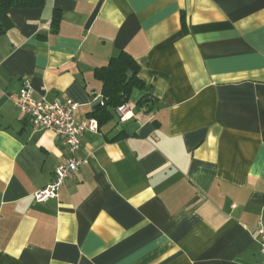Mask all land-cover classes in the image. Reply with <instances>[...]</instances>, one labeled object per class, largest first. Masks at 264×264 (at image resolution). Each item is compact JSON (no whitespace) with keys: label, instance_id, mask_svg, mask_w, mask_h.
Instances as JSON below:
<instances>
[{"label":"crops","instance_id":"0c3cea01","mask_svg":"<svg viewBox=\"0 0 264 264\" xmlns=\"http://www.w3.org/2000/svg\"><path fill=\"white\" fill-rule=\"evenodd\" d=\"M9 17L0 264H264V0H49ZM121 52L144 82L129 119L117 109L85 133L86 163L38 203L71 154L18 110L24 80L37 101L78 102L87 121L103 107L95 71Z\"/></svg>","mask_w":264,"mask_h":264},{"label":"built area","instance_id":"2783aa9c","mask_svg":"<svg viewBox=\"0 0 264 264\" xmlns=\"http://www.w3.org/2000/svg\"><path fill=\"white\" fill-rule=\"evenodd\" d=\"M16 106L21 113L30 119L34 129L53 131L70 148L71 156L56 167L52 182L34 194V198L38 203L57 199L67 178L86 163V161L76 157V153L81 147L82 137L87 132L98 133L99 123L95 118H90L87 121H77L74 115L80 104L73 99L68 98L64 101L56 99L52 102L46 99L35 100L28 80L23 82ZM117 111L122 123L129 119V107L127 105L119 107ZM255 238L261 244L262 253L264 254L263 221H260L255 229Z\"/></svg>","mask_w":264,"mask_h":264},{"label":"trees","instance_id":"16d2710c","mask_svg":"<svg viewBox=\"0 0 264 264\" xmlns=\"http://www.w3.org/2000/svg\"><path fill=\"white\" fill-rule=\"evenodd\" d=\"M49 0H0V36L12 28L9 14L14 9H41ZM60 17L55 12L53 27H57ZM140 66L128 52H121L95 71V77L102 83L103 107L92 113L99 128L113 118V112L126 105L135 89L144 87L139 77Z\"/></svg>","mask_w":264,"mask_h":264},{"label":"water","instance_id":"95a60500","mask_svg":"<svg viewBox=\"0 0 264 264\" xmlns=\"http://www.w3.org/2000/svg\"><path fill=\"white\" fill-rule=\"evenodd\" d=\"M147 100H145L144 102H146ZM101 105H102V98L101 97H99V98H97V96H96V100H95V102L93 103V107H94V111H97V110H99L100 108H101Z\"/></svg>","mask_w":264,"mask_h":264},{"label":"rangeland","instance_id":"374dc122","mask_svg":"<svg viewBox=\"0 0 264 264\" xmlns=\"http://www.w3.org/2000/svg\"><path fill=\"white\" fill-rule=\"evenodd\" d=\"M134 98V97H133Z\"/></svg>","mask_w":264,"mask_h":264}]
</instances>
